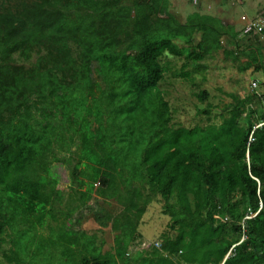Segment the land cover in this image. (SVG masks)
I'll list each match as a JSON object with an SVG mask.
<instances>
[{
  "label": "trees",
  "instance_id": "16d2710c",
  "mask_svg": "<svg viewBox=\"0 0 264 264\" xmlns=\"http://www.w3.org/2000/svg\"><path fill=\"white\" fill-rule=\"evenodd\" d=\"M170 7L0 0L3 264H264V93L229 95L211 117L206 104L184 127L160 91L164 58L181 59L175 77L193 86L218 51L264 74V44L196 11L181 23ZM57 167L92 192L65 197ZM157 198L169 224L145 245L139 227ZM88 218L97 233L81 228Z\"/></svg>",
  "mask_w": 264,
  "mask_h": 264
},
{
  "label": "rangeland",
  "instance_id": "374dc122",
  "mask_svg": "<svg viewBox=\"0 0 264 264\" xmlns=\"http://www.w3.org/2000/svg\"><path fill=\"white\" fill-rule=\"evenodd\" d=\"M215 1L210 0L209 3H206V0L202 1V8L206 12L214 13L212 6L211 8L209 6ZM224 1L229 4V0ZM169 2L171 4L170 12L178 21L183 23L187 16L191 15L193 11H196L198 0H195V4H193L194 2L192 3L193 6L187 0H169ZM232 2L237 6L240 5L241 0H232ZM234 4L232 5L234 6ZM222 21L226 23L224 20ZM244 21L246 22L245 19ZM245 29L246 25L244 24L238 27V30L241 31L239 38L247 34L245 33ZM163 61L168 62L169 72L165 75L164 82L160 84V91L166 95V100L174 112L173 121L184 127H191L205 118L202 115H197V112L204 109L206 104L211 110V117L221 112L224 105L231 103L229 95L239 98L253 95L255 99H259L264 93V74H261L262 76L258 79H253L251 74L239 72L235 65L224 57L222 51H218L212 58L206 59L204 62L207 65L205 73L206 80L202 82V76L199 74L195 75L194 83L196 85L193 86L186 80L179 78V76L175 77V74H179L178 72H180L182 65L181 59L167 57ZM252 83H255L256 87H252ZM197 88L206 91L208 94V99L204 103L200 104L194 98L193 93L196 92ZM126 164L132 166L134 162L132 159H127ZM75 167H78V165H75ZM57 172L59 189L64 193L65 197L73 195L75 191L92 192L90 186L85 182H73L70 172L64 167H57ZM162 206L163 200L157 198L155 203L150 204L142 218L139 232L143 236V243L145 245L156 243L169 224V217L163 214ZM106 207L118 208L117 204L113 201L108 202ZM81 228L87 233H97L99 226L91 218H88L82 222ZM101 232L102 234L98 235L105 240L104 250H108L112 246L113 234L109 229H102ZM0 264H3L2 260H0Z\"/></svg>",
  "mask_w": 264,
  "mask_h": 264
},
{
  "label": "crops",
  "instance_id": "0c3cea01",
  "mask_svg": "<svg viewBox=\"0 0 264 264\" xmlns=\"http://www.w3.org/2000/svg\"><path fill=\"white\" fill-rule=\"evenodd\" d=\"M197 1V0H196ZM202 1L205 0H198L196 12H199L203 15H210L212 17L218 18L223 24L229 25L234 28L235 31L241 32L238 30V27L241 25L248 26V22H263V29H264V20L260 18V14L264 9V0H241L240 5H235L232 0H229V4L226 3L224 0H216L214 3L210 4V8L214 9V13L206 12L204 8H202ZM194 2V3H193ZM210 0H206V3H209ZM192 3L195 4V0H192ZM190 4L193 6V4ZM223 4V5H222ZM234 4V6L232 5ZM205 5V4H204ZM240 8H239V7ZM194 12V11H193ZM226 23H224L222 20ZM246 20V22L244 21ZM251 35H255L258 37L259 41L264 44V35L261 33L256 34L253 32H249ZM241 34V33H240ZM241 61H244L243 59ZM248 62V59H247ZM247 73L252 75L253 79H258L263 75L262 72L254 73L252 68L246 71ZM262 74V75H261Z\"/></svg>",
  "mask_w": 264,
  "mask_h": 264
},
{
  "label": "built area",
  "instance_id": "2783aa9c",
  "mask_svg": "<svg viewBox=\"0 0 264 264\" xmlns=\"http://www.w3.org/2000/svg\"><path fill=\"white\" fill-rule=\"evenodd\" d=\"M238 1V0H236ZM263 30V22L259 21V22H249L247 28L245 29V33H249V32H253L256 34H260L262 33ZM252 87H256L255 83L251 84ZM260 127V125H258L256 128Z\"/></svg>",
  "mask_w": 264,
  "mask_h": 264
}]
</instances>
